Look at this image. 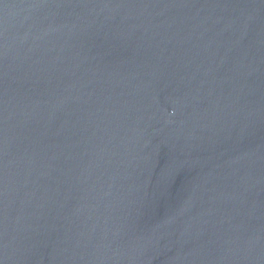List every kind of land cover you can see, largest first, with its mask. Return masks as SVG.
Segmentation results:
<instances>
[{
    "label": "water",
    "instance_id": "1",
    "mask_svg": "<svg viewBox=\"0 0 264 264\" xmlns=\"http://www.w3.org/2000/svg\"><path fill=\"white\" fill-rule=\"evenodd\" d=\"M0 264H264V0H0Z\"/></svg>",
    "mask_w": 264,
    "mask_h": 264
}]
</instances>
